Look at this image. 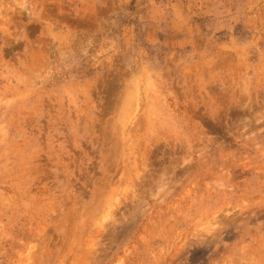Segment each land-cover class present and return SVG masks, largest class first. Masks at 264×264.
<instances>
[{"label":"rangeland","instance_id":"374dc122","mask_svg":"<svg viewBox=\"0 0 264 264\" xmlns=\"http://www.w3.org/2000/svg\"><path fill=\"white\" fill-rule=\"evenodd\" d=\"M0 264H264V0H0Z\"/></svg>","mask_w":264,"mask_h":264}]
</instances>
